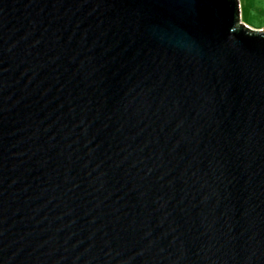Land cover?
Instances as JSON below:
<instances>
[{
    "label": "water",
    "instance_id": "1",
    "mask_svg": "<svg viewBox=\"0 0 264 264\" xmlns=\"http://www.w3.org/2000/svg\"><path fill=\"white\" fill-rule=\"evenodd\" d=\"M0 264H264L239 0H0Z\"/></svg>",
    "mask_w": 264,
    "mask_h": 264
},
{
    "label": "rangeland",
    "instance_id": "2",
    "mask_svg": "<svg viewBox=\"0 0 264 264\" xmlns=\"http://www.w3.org/2000/svg\"><path fill=\"white\" fill-rule=\"evenodd\" d=\"M242 21L253 29H264V0H239Z\"/></svg>",
    "mask_w": 264,
    "mask_h": 264
}]
</instances>
